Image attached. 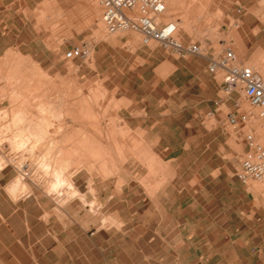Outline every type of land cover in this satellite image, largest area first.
<instances>
[{"label":"rangeland","instance_id":"obj_1","mask_svg":"<svg viewBox=\"0 0 264 264\" xmlns=\"http://www.w3.org/2000/svg\"><path fill=\"white\" fill-rule=\"evenodd\" d=\"M100 16L96 0H0V158L11 163L15 178L29 171L23 179L28 189L12 197L37 190L55 206L56 195L48 197L38 183L51 175L41 163L66 160L71 178L80 170L88 177L91 194L93 177L116 179L112 194L121 193V184L132 186L122 189L127 202L104 204L87 201L74 184L82 195L75 199L88 205L79 206L101 227L119 226L117 213L128 228L143 220L154 230L158 220L167 242L151 247L168 255L174 245L180 257L187 253L182 264H264V194L254 187L264 179L241 183L235 176L247 149L244 135L256 138L264 118L239 86L225 90L223 71L207 74L214 85L203 90L187 78V58L197 56L142 45L130 30L107 34ZM160 18L174 22L176 36L187 34L208 56L230 45L264 78V0H178ZM83 42L91 49L88 59L66 55ZM141 189L163 201H138ZM168 262L174 263L171 255Z\"/></svg>","mask_w":264,"mask_h":264},{"label":"crops","instance_id":"obj_2","mask_svg":"<svg viewBox=\"0 0 264 264\" xmlns=\"http://www.w3.org/2000/svg\"><path fill=\"white\" fill-rule=\"evenodd\" d=\"M175 1L178 0L166 2L167 7L172 8ZM178 24L187 28V20H180ZM178 38L189 42L187 34ZM165 61L172 63L173 71L178 68L177 62ZM207 74L216 73L207 70L205 58H187V78L203 90L212 84L206 78ZM191 81L187 80V84L190 85ZM203 99L207 101L208 98ZM15 172L10 164L0 168V264H170L166 263L170 255L173 264H177L176 259L182 264L180 260L187 257V253L180 257L174 245L168 250V255H161L157 245L151 247L160 242L159 239L167 242L159 231L158 220L154 230L149 229L147 221L143 220L135 228H128L127 221L117 213L114 217L119 226L101 227L100 219L89 210L83 211L79 206L82 202L75 198L67 202L59 213L53 212L56 206L49 207L50 200L37 190L14 199L6 191V186L11 183ZM87 178L81 170L72 176L73 183L87 201L104 204L127 202L128 194H122V189L132 187L128 182L119 186L121 193L112 194L111 188L115 186L116 179L93 177L89 184L94 192L91 194L87 189ZM139 192L138 201L153 204L163 201L156 192L150 196L144 194L143 189ZM159 212L156 206L153 213L158 215ZM173 227L174 231L175 224Z\"/></svg>","mask_w":264,"mask_h":264},{"label":"built area","instance_id":"obj_3","mask_svg":"<svg viewBox=\"0 0 264 264\" xmlns=\"http://www.w3.org/2000/svg\"><path fill=\"white\" fill-rule=\"evenodd\" d=\"M101 8V21L107 34L130 30L141 36V43L150 46L153 43L172 50L175 56H197L207 60L210 73L223 71L225 90L231 91L239 86L250 104L264 117V79L250 66L237 59L234 49L224 44L216 56H208L199 42H182L176 36V25L172 21H162L166 0H96ZM195 1V0H193ZM87 43L76 44L66 53L68 57L86 60L90 55ZM227 121L236 125L237 118L227 113ZM242 117V121L244 120ZM244 139L247 149L235 171L241 183L262 180L264 178V144L258 142L253 132L246 133Z\"/></svg>","mask_w":264,"mask_h":264},{"label":"bare ground","instance_id":"obj_4","mask_svg":"<svg viewBox=\"0 0 264 264\" xmlns=\"http://www.w3.org/2000/svg\"><path fill=\"white\" fill-rule=\"evenodd\" d=\"M168 0H166L165 1V10H166V2H167ZM193 1V0H192ZM94 10H95V8H94ZM97 11V10H96ZM96 13V12H95ZM96 15V14H95ZM94 19V18H93ZM161 19V18H160ZM93 21V20H92ZM98 25L99 26H102L101 25V22L100 21H98ZM176 25V24H175ZM119 33H123V31H120V32H117V33H115V34H119ZM115 34H113V35H115ZM237 56V55H236ZM238 59V58H237ZM56 94V93H55ZM43 103V102H42ZM57 103V102H56ZM52 104H53V102H52ZM45 106V105H44ZM50 106V105H49ZM52 107H56V106H52ZM48 108V107H47ZM17 109V108H16ZM43 109V108H42ZM56 109V108H55ZM51 110V109H50ZM53 111H54V109H53ZM56 111H57V109H56ZM42 113H44L43 111H41ZM16 113H17V111H16ZM22 113V112H21ZM21 113H19V114H21ZM62 113V112H61ZM17 115V114H16ZM36 115H38V114H36ZM50 115V114H49ZM18 116V115H17ZM21 116H22V114H21ZM48 116V115H47ZM70 116H71V114H70ZM258 116L260 117V118H264V117H262V116H260L259 115V113H258ZM40 117V116H39ZM73 117H74V115H73ZM21 118V117H20ZM51 118V117H50ZM22 119V118H21ZM29 119V118H28ZM35 119V118H34ZM48 119V118H47ZM46 118L44 119L45 121L47 120ZM27 120V119H26ZM30 121V120H29ZM35 121H38V120H34V122ZM46 122H48V120L46 121ZM50 122V121H49ZM55 122V121H54ZM37 123V122H36ZM41 123H42V121H41ZM51 123V122H50ZM30 124V123H29ZM16 125V124H15ZM49 125V124H48ZM56 125V124H55ZM262 125V127H263V129H260V130H258L257 131V133H256V139H258L259 141H261V142H263L264 141V124H261ZM27 126V125H26ZM31 128L33 127L32 125H29ZM30 127H28V128H30ZM35 127H38V126H35ZM42 127V126H41ZM56 127V126H55ZM30 128V129H31ZM40 128V127H39ZM38 128V129H39ZM66 128V127H65ZM18 129V128H17ZM26 129V128H25ZM29 129V130H30ZM33 129V128H32ZM36 129V128H35ZM59 130V129H58ZM35 131H37V129L35 130ZM41 131V130H40ZM55 131V130H54ZM18 132V131H17ZM22 132V131H21ZM26 132H27V129H26ZM38 132H39V130H38ZM60 132V131H59ZM23 133V132H22ZM27 133H29L30 134V132H27ZM26 133V134H27ZM32 133H34V132H32ZM62 133V132H61ZM17 134V133H16ZM36 134V133H35ZM19 135H20V133L18 134V137H19ZM23 135V134H22ZM28 135V134H27ZM31 135V134H30ZM30 135H28V137L30 136ZM32 135H34V134H32ZM38 135V134H37ZM36 135V136H37ZM43 135V134H42ZM26 136V135H25ZM54 136V135H53ZM81 136V135H80ZM0 137H3V136H1L0 135ZM16 137H17V135H16ZM24 137V136H23ZM34 138V137H33ZM52 138V137H51ZM79 138V137H78ZM1 139V138H0ZM27 139V138H26ZM30 139H31V137H30ZM35 139H38V138H35ZM49 139H50V137H49ZM81 139H82V137H81ZM83 139H85V138H83ZM18 140H19V138H18ZM23 140H24V138H23ZM22 140V141H23ZM64 140V139H63ZM80 140V139H79ZM86 140V139H85ZM85 140H84V145H86L85 144ZM100 140V139H99ZM21 141V142H22ZM26 140H24L23 142H25ZM30 141V140H29ZM17 142V141H16ZM16 142H15V144H16ZM28 142V139H27V141H26V143ZM51 142V141H50ZM59 142H62L61 140L59 141ZM52 143V142H51ZM24 144V143H23ZM28 144V143H27ZM61 144V143H60ZM69 144V143H68ZM91 144H92V142H91ZM18 145V144H17ZM16 145V146H17ZM25 145V144H24ZM50 145V144H49ZM52 145V144H51ZM106 145V144H105ZM35 146V144L32 146V147H34ZM36 146H37V144H36ZM19 147V146H18ZM23 147V146H22ZM55 147V146H54ZM53 147V148H54ZM57 147V146H56ZM62 147V146H61ZM49 149V148H48ZM52 149V148H51ZM56 149V148H55ZM58 149V148H57ZM56 149V150H57ZM61 149V148H60ZM50 150V149H49ZM62 150V149H61ZM55 150H53V152H54ZM107 151V150H106ZM109 151V150H108ZM51 152V151H50ZM56 152V151H55ZM54 152V153H55ZM64 152V151H63ZM74 152V151H73ZM45 153H47V152H45ZM44 153V154H45ZM57 153V152H56ZM55 153V154H56ZM60 153H62V152H60ZM67 153V152H66ZM71 153V152H70ZM51 154V153H50ZM54 154V155H55ZM47 155H49V154H47ZM62 155V154H61ZM67 155V154H66ZM94 155V154H93ZM56 156H57V154H56ZM65 156V155H64ZM45 157H46V154H45ZM54 157V156H53ZM52 157V158H53ZM68 157V156H67ZM66 156H65V158H67ZM97 157V156H96ZM2 158V159H1ZM0 158V168L1 167H3L5 164H6V161L3 159V157H1ZM52 158H51V160H52ZM56 158V157H55ZM54 158V159H55ZM87 158V157H86ZM58 159V158H57ZM56 159V160H57ZM69 159V158H68ZM61 160V159H60ZM65 160V159H64ZM70 160V159H69ZM41 161V160H40ZM58 161V160H57ZM63 161V160H62ZM43 163H41V166L43 165V169H45V170H48V169H50V173H51V175H50V178H49V176H48V179H46V180H43V179H40V180H38V183L40 184H43L45 187H46V191H47V193H46V195H48V197L50 196V195H56V197H57V201L55 202V206H57V207H55L54 208V210H56V212H58L67 202H69V201H71L72 199H74V198H76L77 196H82V195H80V193H79V191L77 190V188L74 186V183H73V181H72V178H71V174L69 175L68 174V172L69 171H67V169H66V165H63V163L62 162H60L61 164H62V166H54L53 165V163H55V161L53 162V160H52V162L50 161V160H48L47 158H45L43 161H42ZM67 161L65 160V163H66ZM84 162V161H83ZM86 162V161H85ZM40 163V162H39ZM64 163V164H65ZM68 163V162H67ZM11 164V163H10ZM53 166H52V165ZM55 165H56V163H55ZM57 165H59L58 163H57ZM69 165V164H68ZM102 165H103V163H102ZM40 166V165H39ZM71 166V165H70ZM70 166H68V167H70ZM80 166V165H79ZM19 168H17L18 169V171H20L22 168H23V166L22 165H20V166H18ZM71 167H73V166H71ZM77 168V167H76ZM20 169V170H19ZM42 169V168H41ZM69 169V168H68ZM73 171V170H72ZM29 172V171H28ZM28 172H27V170H25L24 171V173H22L21 175L22 176H20V177H17V178H15L14 177V180H12L11 181V183L10 184H8L7 186H6V191L9 193V195L12 197V196H17L18 194H21V193H23L25 190H27L28 189V187H27V184L25 183V182H23V179H24V176H26V175H28ZM44 172H47V171H44ZM48 173V172H47ZM70 173V172H69ZM46 174V173H45ZM45 174H44V176H45ZM49 175V174H48ZM103 175V174H102ZM29 176V175H28ZM46 176H47V174H46ZM27 177V176H26ZM44 178V177H43ZM32 179H34V178H32ZM36 179H38V178H35V180L34 181H36ZM264 179V178H263ZM262 179V180H263ZM36 183V182H35ZM37 187H38V185H37ZM254 187H255V189H257V190H259V191H261V192H263V194H264V180H263V182H261V183H259V184H257L256 182L254 183ZM45 191V190H44ZM51 197V196H50ZM55 197V198H56ZM15 199V198H14ZM81 201V200H80ZM54 202V201H53ZM94 205V204H93ZM53 210V209H52ZM97 211V210H96Z\"/></svg>","mask_w":264,"mask_h":264}]
</instances>
